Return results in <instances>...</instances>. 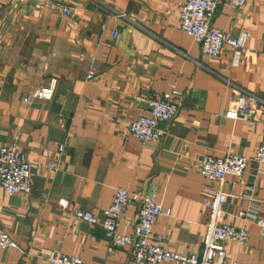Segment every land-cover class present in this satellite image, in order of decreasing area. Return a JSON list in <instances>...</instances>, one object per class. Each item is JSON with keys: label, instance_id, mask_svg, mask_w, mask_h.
I'll use <instances>...</instances> for the list:
<instances>
[{"label": "crops", "instance_id": "0c3cea01", "mask_svg": "<svg viewBox=\"0 0 264 264\" xmlns=\"http://www.w3.org/2000/svg\"><path fill=\"white\" fill-rule=\"evenodd\" d=\"M185 1L0 0V145L21 149L32 174L28 195L0 187V230L13 243L0 250V264H47L53 251L85 264H134L130 249L109 253L104 232L74 217L82 210L101 218L119 188L138 196L155 191L171 215L156 219L152 236L164 249L200 255L209 213L202 191L216 187L200 176V159L227 153L249 162L222 214L248 238L243 246L224 244L226 255L264 264V238L238 217L247 206L244 188L253 185L264 218V168L255 177L252 162L264 142V0L239 8L215 0L213 27L230 37L250 33L237 66L228 48L204 57L180 30ZM50 84L51 100L22 102ZM241 94L258 99L253 122L222 116ZM153 99L178 109L161 124L160 142L142 146L126 128L148 114ZM140 207L128 204L119 233L134 234Z\"/></svg>", "mask_w": 264, "mask_h": 264}, {"label": "built area", "instance_id": "2783aa9c", "mask_svg": "<svg viewBox=\"0 0 264 264\" xmlns=\"http://www.w3.org/2000/svg\"><path fill=\"white\" fill-rule=\"evenodd\" d=\"M31 2L33 0H19ZM232 7L239 8L251 0H226ZM217 9L215 0H187L179 9V27L182 32L193 38L199 44L200 53L204 57L215 58L224 48L232 53V63L237 66L242 51L250 39L248 31L240 32L236 37H230L223 30L211 25V20ZM61 12L70 15L72 11L63 7ZM114 37L116 34L113 35ZM91 76L88 75L87 79ZM53 84L48 88H40L22 98V102L29 104L33 100H51L54 91ZM258 99L254 96L241 94L232 101L224 113L223 118L253 122L256 118ZM147 115H141L128 123L126 131L135 137L140 144H157L162 138V123L170 122L177 113L178 106L169 100H150L147 102ZM59 146V151L63 150ZM248 158L227 153L216 158L203 155L200 159L199 174L208 182L216 184L214 188L202 191V202L208 208V219L202 242V252L196 255L192 252L171 251L160 245L161 237L152 236V227L159 216L170 217L171 210L156 202L155 191L144 196L129 194L127 190L119 188L112 196L109 207L102 212L101 218L87 211L75 210L74 217L79 223L99 227L108 240L107 250L128 248L132 253L134 264H242L231 262L226 255V243L243 246L248 238V231L243 227H236L222 219L223 207L229 196L231 187L240 180L248 165ZM255 164V177L263 172L264 142L256 149L252 158ZM0 187L7 195L16 193L30 194L32 191V174L25 153L15 145H0ZM241 198L247 202L245 210L239 212L238 217L245 222L254 224L258 234L264 238V218L259 216V205L255 198V186L246 185ZM131 201H141L139 218L132 236L117 231L118 222ZM59 204L64 207L63 202ZM13 247L7 233L0 230V250ZM47 264H85L77 255H65L53 251L47 258Z\"/></svg>", "mask_w": 264, "mask_h": 264}, {"label": "water", "instance_id": "95a60500", "mask_svg": "<svg viewBox=\"0 0 264 264\" xmlns=\"http://www.w3.org/2000/svg\"><path fill=\"white\" fill-rule=\"evenodd\" d=\"M142 196H144V195H142Z\"/></svg>", "mask_w": 264, "mask_h": 264}]
</instances>
